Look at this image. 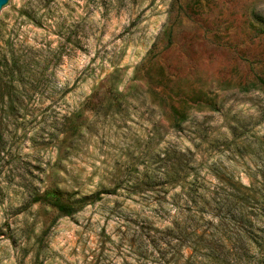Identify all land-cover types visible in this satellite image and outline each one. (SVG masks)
<instances>
[{"label": "rangeland", "instance_id": "1", "mask_svg": "<svg viewBox=\"0 0 264 264\" xmlns=\"http://www.w3.org/2000/svg\"><path fill=\"white\" fill-rule=\"evenodd\" d=\"M7 38L47 67L0 86V264H255L233 197L264 204V0H14Z\"/></svg>", "mask_w": 264, "mask_h": 264}, {"label": "trees", "instance_id": "2", "mask_svg": "<svg viewBox=\"0 0 264 264\" xmlns=\"http://www.w3.org/2000/svg\"><path fill=\"white\" fill-rule=\"evenodd\" d=\"M77 48H79V41L69 36L68 39L59 42L56 53L51 56L49 61L51 62L55 56L60 58L63 52L71 53ZM43 51L44 46H30L25 43L22 44V42L18 43L17 40L14 41L10 38L3 41L0 44V86L2 85L4 90L10 93L16 89L19 83L23 82L24 77L30 72L31 68L42 69V66L47 67V57L43 55ZM260 82L264 89V81L261 80ZM36 196V201H42L55 207L63 215H70L76 211V207L62 201L56 189H45L41 194L36 193ZM100 198L101 194L98 192L88 197H80L79 200L82 204H87ZM179 198L187 209H190L197 202L201 203V206H205L210 201L209 198L206 200V197ZM233 198L235 200L234 212L243 226L240 237L244 241L247 240L253 244L251 248L246 247L244 249V258L254 260L255 264H264V204L256 203L254 205L250 201L251 197ZM172 223L174 222L172 221Z\"/></svg>", "mask_w": 264, "mask_h": 264}, {"label": "water", "instance_id": "3", "mask_svg": "<svg viewBox=\"0 0 264 264\" xmlns=\"http://www.w3.org/2000/svg\"><path fill=\"white\" fill-rule=\"evenodd\" d=\"M14 0H0V15L7 10Z\"/></svg>", "mask_w": 264, "mask_h": 264}]
</instances>
